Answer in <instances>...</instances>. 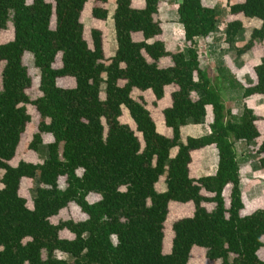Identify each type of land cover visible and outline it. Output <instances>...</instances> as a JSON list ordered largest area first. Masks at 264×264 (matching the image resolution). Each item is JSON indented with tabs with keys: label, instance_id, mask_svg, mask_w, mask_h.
Masks as SVG:
<instances>
[{
	"label": "trees",
	"instance_id": "trees-1",
	"mask_svg": "<svg viewBox=\"0 0 264 264\" xmlns=\"http://www.w3.org/2000/svg\"><path fill=\"white\" fill-rule=\"evenodd\" d=\"M88 1L0 0V31L8 22L13 30L12 39L0 43V264H190L193 248L203 249L208 262L264 264V208L240 215L235 148L262 137L259 118L246 106L241 115L232 114L195 48L196 39L216 31V9L203 0H177L187 49L173 54L156 19L160 0H143L139 9L131 7L132 0H113L110 11V0H93V20L106 22L112 13L116 47L105 60L102 33L93 29L90 41L84 38L81 15ZM228 9L227 46L244 30L242 18L260 22L236 49L241 57L264 43V0H243ZM137 34L139 41L133 39ZM26 53L38 71L39 96L33 101L27 94L32 80L22 64ZM166 58L171 65L159 67ZM253 73L252 84L240 85L241 101L264 98V58ZM133 90L151 92L155 107L168 101L161 112L171 136L156 130L144 104L131 98ZM27 106L39 116L27 150L38 155L44 134L53 141L44 160L12 167L31 123ZM208 109L207 133L183 141L181 129L201 124ZM123 110L133 128L120 122ZM206 148L216 152V169L192 177V154ZM256 153L264 154V134ZM161 178L165 190L159 192ZM23 179L38 181L31 208L19 194ZM90 194L99 199L89 203ZM172 203L191 204L193 214L170 224L166 252ZM70 204L86 219L55 222ZM57 252L70 261L56 258Z\"/></svg>",
	"mask_w": 264,
	"mask_h": 264
},
{
	"label": "rangeland",
	"instance_id": "rangeland-1",
	"mask_svg": "<svg viewBox=\"0 0 264 264\" xmlns=\"http://www.w3.org/2000/svg\"><path fill=\"white\" fill-rule=\"evenodd\" d=\"M32 0H27V4H30ZM242 0H203L202 3L205 6L215 8L217 11V28L216 31L208 38H199L195 40V48L199 52L200 64L203 69L206 70L211 82L216 84L221 89V96L226 107L232 112L233 115H241L243 106L241 102V91L240 83L237 79L247 80L251 78L254 80L253 67L260 62V59L264 58V43L257 44L252 52H248L243 56L239 57L236 55V49L241 47L250 37L253 29L260 26V22L256 19L247 20L242 18L244 30L241 31L232 46H227L224 44V29L226 22L230 19L226 13V8L228 4H234L241 2ZM176 3L177 0H160V7L156 19L162 24L163 27V37L162 40L165 41L166 50L169 53L185 52L187 49V44L183 39L182 27L177 23L176 17ZM140 1L136 0L134 2V7H140ZM93 5V0H89L84 8L81 15V22L84 26V38L90 41V32L93 29H97L102 33L103 42V52L105 60L110 59L115 50V37L112 25V14H109L107 22L95 21L91 18V9ZM110 9V6L108 7ZM226 16V17H225ZM12 24L8 22L7 30L0 31V43H4L12 39ZM133 39L139 41L141 39L140 35L133 36ZM22 64L28 70V75L32 80L31 87L28 89L27 94L30 100H35L39 94L37 92V78L38 71L33 65V58L31 54H24L22 59ZM171 65L170 59L166 58L159 62V67H166ZM2 67V65H0ZM237 78V79H236ZM59 83L63 86L72 87V80H61ZM0 87H1V77H0ZM100 98L104 99V87H101ZM131 98L138 102L143 103L145 108L150 112L151 117L156 125V130L165 136H171L170 130H167L163 124L162 108H164L168 101L160 102V104L155 107L152 105L154 102V97L151 92H139L138 90H133L131 93ZM246 101L249 102V107L254 110L255 115L259 118L257 127L262 133V137L251 144L237 143L236 154L239 163V177H240V191L241 199L244 208L240 212L241 216H246L258 209L264 208V165H262V160H264V154L258 155L256 153L257 147L261 141H263L264 134V98H250ZM247 106V105H246ZM27 112L31 117V123L28 125L26 130V136L24 139V145L19 151V154L14 158L9 165L15 167L18 162L25 161L28 163H37L44 160L47 157L46 148L47 145L52 143L53 139L50 135H42V145L39 148V154L35 155L27 150V144L31 141L33 134L37 132V125L39 121V116L35 112L32 106H27ZM210 109L207 110L206 120H204L199 125L186 126L181 129L182 140L185 141L187 137H199L205 135L208 131V124L210 122ZM120 122L123 124H128L132 128V122L126 110H123ZM209 150V149H208ZM175 151H172V156ZM217 162V157L212 151L204 152H194L192 154V162L190 164V175L192 177H201L211 174ZM2 173L0 174L1 177ZM164 178H161L159 183L156 185V190L161 192L165 190L163 183ZM38 186V181L23 179L21 181V186L19 194L21 197L26 199L27 206L32 207L31 199L33 196L34 189ZM63 187L62 183L60 184ZM228 194H225L226 204L228 206L229 199ZM99 197L94 194H90L87 197L89 203L97 201ZM207 209H211L212 206L206 205ZM193 214V206L170 204L169 206V220L166 224V241L164 242L165 251L170 249V224L175 220L191 217ZM85 220L86 216L80 212V210L75 207L74 204H70L69 207L61 211L56 219L57 220ZM263 254V253H262ZM55 257L58 259H70L61 254L55 253ZM190 264H219L218 261L208 262L205 259V251L199 248H193L190 257Z\"/></svg>",
	"mask_w": 264,
	"mask_h": 264
},
{
	"label": "crops",
	"instance_id": "crops-1",
	"mask_svg": "<svg viewBox=\"0 0 264 264\" xmlns=\"http://www.w3.org/2000/svg\"><path fill=\"white\" fill-rule=\"evenodd\" d=\"M136 0H132L131 1V7L132 8H134V9H139V8H141V7H143V0H139L140 1V7H134V2H135ZM241 2H243V0L241 1ZM241 2H237V3H241ZM112 3H113V0H110V3H109V5H108V7L110 6V8L112 7ZM109 9V8H108ZM109 11H110V9H109ZM109 14H112V13H109ZM225 15L229 18L230 16H229V9L228 8H226V13H225ZM225 16V17H226ZM247 20H253V19H247ZM107 22V21H106ZM138 35V34H137ZM135 36V35H134ZM203 39V38H202ZM164 41V40H163ZM164 44H165V41H164ZM116 46V45H115ZM237 79V78H236ZM237 81H239V83H240V85H250V84H252L253 82H254V80H252L251 78H247V80L245 79V80H240V79H237ZM263 99V98H262ZM242 106H246V107H248L249 109H251V110H253L252 108H250L249 107V102L248 101H243V102H241L240 103ZM254 111V110H253ZM187 126H190V124L188 123V125ZM209 149V150H208ZM206 151H212L213 153H215V155H216V152H215V150L214 149H212V148H206L205 149V152ZM215 169H216V165H215ZM215 169H214V171H215ZM214 171L211 173V174H213L214 173ZM211 174H208V175H211ZM205 176H207V175H205Z\"/></svg>",
	"mask_w": 264,
	"mask_h": 264
}]
</instances>
